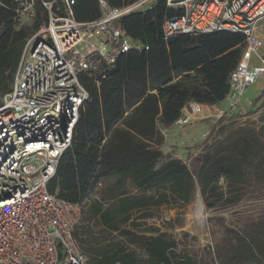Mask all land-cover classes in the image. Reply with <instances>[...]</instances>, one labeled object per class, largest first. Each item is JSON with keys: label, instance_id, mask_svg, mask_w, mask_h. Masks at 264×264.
Instances as JSON below:
<instances>
[{"label": "trees", "instance_id": "obj_1", "mask_svg": "<svg viewBox=\"0 0 264 264\" xmlns=\"http://www.w3.org/2000/svg\"><path fill=\"white\" fill-rule=\"evenodd\" d=\"M26 1L32 3L33 12L28 21L18 20L15 0H0V99L11 90L25 40L47 23L44 4L53 3V10L65 15L63 0ZM106 1L121 8L137 0ZM71 11L80 23L100 16L96 0H75ZM180 14L167 8L165 0H156L150 10L123 17L121 29L143 50L129 51L103 67L105 77L98 87L92 79L80 81L90 97L80 108L71 146L60 157L47 190L83 207L82 200L100 178H116L111 198L94 202L89 209L90 219L102 231L115 233L122 240L95 241L88 252L90 264H210L177 254L170 233L140 230L135 215L149 219L151 210L168 205L171 198L185 206L196 188L207 209L227 208L240 201L241 188L252 182L264 184V125L258 131H233L209 145L206 140L188 164L160 149L164 140L161 130L171 127L189 103L215 106L226 99L230 74L245 47L243 35L227 32L179 35L164 41V20ZM260 98L264 103V88ZM228 130L230 125L223 126L220 134ZM221 179L234 195L226 196L220 190ZM126 181L136 191L161 184L168 189L155 196H131ZM214 221L229 242L227 257L221 258L220 264H264V221L255 233L225 226L221 219Z\"/></svg>", "mask_w": 264, "mask_h": 264}, {"label": "built area", "instance_id": "obj_2", "mask_svg": "<svg viewBox=\"0 0 264 264\" xmlns=\"http://www.w3.org/2000/svg\"><path fill=\"white\" fill-rule=\"evenodd\" d=\"M74 1L63 0L64 16L53 10V3L44 4L47 23L25 40L11 90L0 101V264H90L74 237L82 203L57 198L47 185L71 146L80 108L90 97L81 79H92L98 87L105 77L103 67L129 51L143 50L119 21L150 10L156 0L121 8L96 0L100 16L84 23L73 18ZM165 1L181 14L164 20V41L217 32L245 38L229 78L227 111L192 102L172 127L181 131L201 118L213 121V129L223 117L245 114L250 103L243 102L244 91L264 75V55H258L264 40L259 36L264 0ZM22 13L17 10L18 20L26 18ZM24 13L33 16L31 2ZM253 56L258 66H250Z\"/></svg>", "mask_w": 264, "mask_h": 264}, {"label": "rangeland", "instance_id": "obj_3", "mask_svg": "<svg viewBox=\"0 0 264 264\" xmlns=\"http://www.w3.org/2000/svg\"><path fill=\"white\" fill-rule=\"evenodd\" d=\"M26 2L28 1L22 0L18 4L17 10L23 11L22 14L26 17L25 21H28L30 17L24 13ZM263 31L264 20L260 23V32ZM263 88L264 75L259 77L254 84L244 91L243 102L250 103L245 106V114L231 118L229 116L221 118L215 131L205 139L208 145L225 139L233 131L247 129L258 131L264 125V103L260 98ZM227 125H230V130L220 134L221 127ZM185 129L181 131L175 128L170 129L172 130L170 134L173 135L174 140L168 143L164 138L160 149L164 155L188 164L190 159L202 150V145L195 146L183 152L180 144L182 143L181 138L187 139V137H181ZM192 137L194 140H197L198 137L200 138V134L197 135V133H194L190 138ZM201 140L199 139L198 143ZM115 180L116 178L114 177L108 179L100 178L88 190V193L82 200L84 210L76 230V238L80 250L88 258V252L94 249L95 241L105 239L117 243L122 240L115 233L102 231L90 219V206L94 202L104 203L107 199L111 198L115 193V191H112ZM124 185L131 196H155L168 189V185L161 184L150 190L136 191L129 187V181H126ZM219 187L226 196L229 193L231 195L235 194L234 190L229 191L225 181L222 179L219 182ZM241 189L240 193L242 197L238 203L227 208L209 210L206 208L205 201L196 188L193 197L187 205L182 206L179 201H173V198H171L168 205L151 210L152 217L149 219L141 220L139 219L140 214H136L134 223L138 224V228L142 231L170 233L177 243L175 249L177 254L194 256L210 264H220L221 258L227 257L229 242L226 234L223 232V228L214 221L215 219H221L223 225L235 228L244 233H255L258 226L264 221V184L257 185V183L252 182L250 185H246ZM136 252L140 258H145L143 252L139 250H136Z\"/></svg>", "mask_w": 264, "mask_h": 264}, {"label": "crops", "instance_id": "obj_4", "mask_svg": "<svg viewBox=\"0 0 264 264\" xmlns=\"http://www.w3.org/2000/svg\"><path fill=\"white\" fill-rule=\"evenodd\" d=\"M259 36L263 37L264 39V34L262 32H260L259 30ZM259 56L264 55V42H263V47L259 50L258 52ZM259 65V60L257 59V57L253 56L250 60V66L251 67H255ZM216 110H222V111H227L228 107H229V102L225 99L223 102H220L219 104L213 106ZM206 113V111H204ZM203 118V117H202ZM213 121L211 120H202L201 118L198 120H195L191 125H189L188 127H186V129L184 130V133L181 137H187V139H182L181 141L182 143L180 144V147H182V151L186 152L185 150H189L192 149L195 146H200L203 145L204 141H205V136L212 130V125H213ZM173 127H169V128H164L161 130V132L164 135V138L166 139V142H170L174 140L173 135L170 134V132L172 130ZM194 133H197V135L200 134V138L198 137L197 140H194V138H190L191 135H193ZM170 134V135H169ZM196 139V138H195ZM199 139H202L200 143ZM194 141V142H193ZM186 154V153H184Z\"/></svg>", "mask_w": 264, "mask_h": 264}, {"label": "water", "instance_id": "obj_5", "mask_svg": "<svg viewBox=\"0 0 264 264\" xmlns=\"http://www.w3.org/2000/svg\"><path fill=\"white\" fill-rule=\"evenodd\" d=\"M0 104H1V102H0Z\"/></svg>", "mask_w": 264, "mask_h": 264}, {"label": "bare ground", "instance_id": "obj_6", "mask_svg": "<svg viewBox=\"0 0 264 264\" xmlns=\"http://www.w3.org/2000/svg\"><path fill=\"white\" fill-rule=\"evenodd\" d=\"M199 213V212H198Z\"/></svg>", "mask_w": 264, "mask_h": 264}]
</instances>
